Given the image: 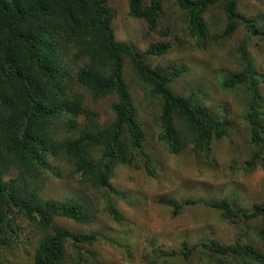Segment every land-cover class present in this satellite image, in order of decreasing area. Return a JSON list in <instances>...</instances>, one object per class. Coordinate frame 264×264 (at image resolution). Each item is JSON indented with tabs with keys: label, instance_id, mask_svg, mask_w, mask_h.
<instances>
[{
	"label": "trees",
	"instance_id": "obj_1",
	"mask_svg": "<svg viewBox=\"0 0 264 264\" xmlns=\"http://www.w3.org/2000/svg\"><path fill=\"white\" fill-rule=\"evenodd\" d=\"M110 1L0 0V249L20 241L21 222L34 225L42 234L34 264H63L67 243L77 251L80 263L82 248L96 241L93 234H77L55 223L60 218L88 224L90 213L78 198L56 201L42 196L44 173L51 158L62 157L72 173L80 176L81 184L96 187H108L115 167L131 165L138 157L146 173L153 176L152 157L144 145L145 132L125 78L126 63L138 84L148 89L149 98L159 101V139L170 153L179 154L189 143L197 156L211 160L213 141L228 135V120L215 117L196 95L184 97L172 89V84L187 72L185 66L166 70L149 65L148 58L171 52L170 43H156L142 52L116 40ZM164 2L185 14L187 29L197 44H207L205 16L215 6L223 7L227 17L221 38L228 39L243 27L250 37L264 40L259 18L240 13L239 0H129V14L144 19L155 31ZM241 58L244 69L227 76L222 89H245L251 143L262 153L264 99L258 85L264 83V76L246 51ZM83 91L94 101L114 98V122L101 125L98 113L85 106ZM81 115L83 123L78 121ZM260 153L247 163L249 168L261 159ZM13 171L16 176L7 179ZM160 203L178 215L186 206L200 202L163 199ZM203 205L230 222L261 218L256 235L264 249V199L252 207L250 214L240 211L234 202ZM112 214L120 220L116 212ZM197 246L210 252L218 264H264V250L250 243L222 246L211 241ZM183 248L182 255L187 259L197 247L188 248L184 243Z\"/></svg>",
	"mask_w": 264,
	"mask_h": 264
},
{
	"label": "rangeland",
	"instance_id": "obj_2",
	"mask_svg": "<svg viewBox=\"0 0 264 264\" xmlns=\"http://www.w3.org/2000/svg\"><path fill=\"white\" fill-rule=\"evenodd\" d=\"M239 12L259 18L264 27V3L261 0H239ZM112 28L116 40L145 52L156 43H170L172 50L162 57H150L153 69L185 66L187 72L178 78L172 89L197 100L215 117L228 120V135L213 141L211 160L197 156L192 145L174 155L160 142L161 114L159 101L150 99L148 89L138 84L131 67L125 64V78L138 110V121L145 132V150L152 157L153 176H149L141 157L131 165H117L106 188L90 183L81 184L79 175L62 157L51 158L44 173L45 199L64 201L80 199L89 209L90 222L78 224L72 220L56 219L55 223L77 234H93L96 241L82 248V261L71 243L65 246L63 264H218V259L203 250L202 243L217 241L222 246L252 244L264 250L256 232L261 218L230 222L216 210L203 203L234 202L247 214L264 199V152L251 143V127L247 120L248 96L245 89L223 90L224 79L244 69L241 54L247 57L264 76V40L250 37L240 27L232 37L223 39L227 25L223 7H212L205 16L209 27L207 44H197L187 29L186 16L174 4L164 2L163 16L157 30L151 31L144 19L129 14V0H111ZM247 44H244L245 42ZM242 47L244 49L242 50ZM264 99V83L258 85ZM85 106L98 113V121L106 126L114 122V98L94 101L86 91ZM78 121L83 123L81 115ZM264 125V120H263ZM257 153L261 159L255 166L247 164ZM210 161H213L210 163ZM16 176L10 172L7 179ZM178 203L199 201L186 206L178 215L160 200ZM116 212L120 220L115 219ZM20 241L10 248L0 249L2 264H34L35 252L42 234L34 225L21 222ZM197 247L185 259L183 244ZM165 252H175L167 257Z\"/></svg>",
	"mask_w": 264,
	"mask_h": 264
}]
</instances>
